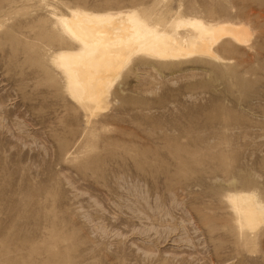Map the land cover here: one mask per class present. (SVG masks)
<instances>
[{
    "label": "rangeland",
    "instance_id": "rangeland-1",
    "mask_svg": "<svg viewBox=\"0 0 264 264\" xmlns=\"http://www.w3.org/2000/svg\"><path fill=\"white\" fill-rule=\"evenodd\" d=\"M245 22L211 56L137 55L102 108L56 63L59 17ZM264 0H0V264H264Z\"/></svg>",
    "mask_w": 264,
    "mask_h": 264
},
{
    "label": "bare ground",
    "instance_id": "bare-ground-1",
    "mask_svg": "<svg viewBox=\"0 0 264 264\" xmlns=\"http://www.w3.org/2000/svg\"><path fill=\"white\" fill-rule=\"evenodd\" d=\"M66 37L80 47L62 50L56 63L63 70L80 103L102 108L109 88L123 67L135 56L159 61L191 56L220 58V43H244L249 37L248 24L234 19L209 20L201 16L179 18L172 28L150 25L134 10L107 12L73 11L59 17ZM139 57V56H137ZM245 226L261 223L264 209L248 194L231 198Z\"/></svg>",
    "mask_w": 264,
    "mask_h": 264
}]
</instances>
